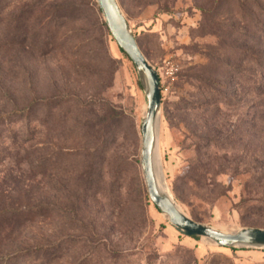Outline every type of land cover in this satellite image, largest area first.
<instances>
[{"label":"rangeland","instance_id":"rangeland-1","mask_svg":"<svg viewBox=\"0 0 264 264\" xmlns=\"http://www.w3.org/2000/svg\"><path fill=\"white\" fill-rule=\"evenodd\" d=\"M161 89L192 220L264 229V0H116ZM145 89L95 0H0V264H264L175 229L142 169Z\"/></svg>","mask_w":264,"mask_h":264},{"label":"water","instance_id":"water-1","mask_svg":"<svg viewBox=\"0 0 264 264\" xmlns=\"http://www.w3.org/2000/svg\"><path fill=\"white\" fill-rule=\"evenodd\" d=\"M105 25L119 49L135 67L141 85L145 89L146 112L141 122V159L148 196L156 208L163 213L169 223L188 237H204L224 248L264 247V229L242 228L232 233H224L213 227L198 223L188 217L175 203L171 195L157 192L152 177L151 150L156 145L159 128L161 89L156 69L142 53L129 29L128 23L116 0H95Z\"/></svg>","mask_w":264,"mask_h":264},{"label":"bare ground","instance_id":"bare-ground-1","mask_svg":"<svg viewBox=\"0 0 264 264\" xmlns=\"http://www.w3.org/2000/svg\"><path fill=\"white\" fill-rule=\"evenodd\" d=\"M142 139V136H141ZM151 168H152V177L154 180V185L157 190V192L161 194H169V191L167 189L166 183L163 179L161 169L159 166V160L157 155V146L155 145L151 150Z\"/></svg>","mask_w":264,"mask_h":264},{"label":"trees","instance_id":"trees-1","mask_svg":"<svg viewBox=\"0 0 264 264\" xmlns=\"http://www.w3.org/2000/svg\"><path fill=\"white\" fill-rule=\"evenodd\" d=\"M120 50V49H119ZM121 54L125 57H127L122 50H120ZM145 56V55H144ZM252 228H259V227H255V226H251ZM192 239H198L199 237H191ZM232 250H234V248H231Z\"/></svg>","mask_w":264,"mask_h":264}]
</instances>
